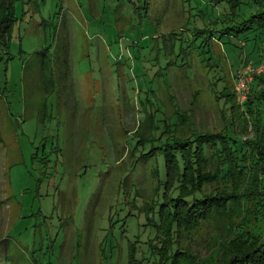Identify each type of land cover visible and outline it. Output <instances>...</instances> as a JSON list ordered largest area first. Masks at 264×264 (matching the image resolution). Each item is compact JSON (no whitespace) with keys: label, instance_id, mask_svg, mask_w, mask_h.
<instances>
[{"label":"rangeland","instance_id":"obj_1","mask_svg":"<svg viewBox=\"0 0 264 264\" xmlns=\"http://www.w3.org/2000/svg\"><path fill=\"white\" fill-rule=\"evenodd\" d=\"M13 5L8 53L0 50V264H165L154 255L165 233L187 256L175 264L237 253L244 212H212L168 233L156 207L173 181L162 156L173 138L223 131L236 145L255 136L264 32L237 24L259 5ZM206 156L202 169L213 171V150Z\"/></svg>","mask_w":264,"mask_h":264},{"label":"trees","instance_id":"obj_2","mask_svg":"<svg viewBox=\"0 0 264 264\" xmlns=\"http://www.w3.org/2000/svg\"><path fill=\"white\" fill-rule=\"evenodd\" d=\"M247 1L256 2L259 9L237 24L242 27L238 30H243L244 33L245 30H252L255 35L263 33L264 0ZM13 2L14 0H0L1 54L4 50L8 53L10 30L14 21ZM256 78L264 84V76L256 75ZM256 84L258 85L257 82ZM258 89L260 92L254 97L264 106V85L262 89ZM250 100V103H255L253 97ZM252 114L255 136L245 138L240 144L234 145L233 139L230 140L223 131H219L194 134L186 140L173 138L162 149L164 179L167 177V167L174 170V176L171 188L166 192L165 187L162 188L163 200L158 201L157 206L160 202L161 205L156 207V213L159 214L160 222L164 219L168 233H172L177 224H194L198 218H205L212 212L228 214L230 210L226 209L231 208L234 212L245 213L236 227L240 228L237 233L242 236V242L238 244L239 250L225 256L220 264H264V117L258 109ZM240 130L245 133L246 127L242 126ZM212 150L213 157L217 160L216 167L213 171L202 169L203 164L209 160L206 151L209 154ZM203 177H210L211 180ZM227 180L231 184L228 191L218 190L216 187L208 194H203L200 189L205 182ZM165 235L163 244L167 246L165 249L163 246L159 247V253L154 254L157 261L160 259V263L165 264H175L177 261L184 263L187 260L186 253L173 247L170 237L167 233Z\"/></svg>","mask_w":264,"mask_h":264},{"label":"built area","instance_id":"obj_3","mask_svg":"<svg viewBox=\"0 0 264 264\" xmlns=\"http://www.w3.org/2000/svg\"><path fill=\"white\" fill-rule=\"evenodd\" d=\"M248 68V66H246Z\"/></svg>","mask_w":264,"mask_h":264}]
</instances>
